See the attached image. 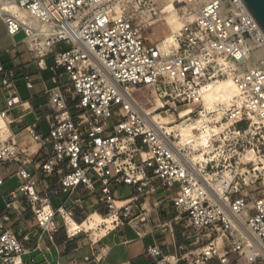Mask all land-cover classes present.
<instances>
[{
    "label": "built area",
    "instance_id": "obj_1",
    "mask_svg": "<svg viewBox=\"0 0 264 264\" xmlns=\"http://www.w3.org/2000/svg\"><path fill=\"white\" fill-rule=\"evenodd\" d=\"M0 1L13 3L34 21L0 14L8 34L23 33L40 64L54 55L69 84L46 91L49 136L35 127L25 130L45 154L44 175H62L60 189L70 198L80 187L96 194L100 184L98 201L108 211L101 216L113 222L111 228L102 224L87 232L72 207L54 209L48 196L38 193L29 170L34 149L21 148L10 132L15 121L8 122L24 104L13 73L0 62L1 89L8 95L0 113V164L19 163L22 180L18 192L6 195L7 210L24 195L42 232H54L60 220L69 238L85 235L98 242L125 225L139 226L144 234L152 218L142 200L164 188L177 192L176 216L153 231L173 232L175 224L185 223L192 233L183 254L150 247L156 264H264V193L249 191L264 185V32L242 0H186L188 8L201 10L177 33L176 46L149 42L131 18L105 10L110 0ZM59 45L67 49L55 52ZM226 80L236 86V98L208 110L204 87ZM27 87H34L30 79ZM147 92L161 104L155 112L172 118L171 127L194 125L191 143L183 144L177 131L154 119L155 112L145 108ZM207 128L211 133L203 143ZM250 151L261 164L246 160ZM195 155L204 160L193 165L189 159ZM4 185L0 174V190ZM121 187L134 188L136 195L118 199ZM26 253L14 232L0 234L1 264H25Z\"/></svg>",
    "mask_w": 264,
    "mask_h": 264
},
{
    "label": "crops",
    "instance_id": "obj_2",
    "mask_svg": "<svg viewBox=\"0 0 264 264\" xmlns=\"http://www.w3.org/2000/svg\"><path fill=\"white\" fill-rule=\"evenodd\" d=\"M5 37L8 41L0 38V62L4 68L13 73L12 83L17 90L23 106L18 107L8 122L14 120L10 125L11 135L15 137L23 150L33 148L34 159L29 166L36 182V190L42 196H48L54 209H58L65 203L72 207L77 222L85 221L90 215L97 213L107 214L105 206L98 201L99 193L91 194L83 187L70 198L69 192L60 189L59 181L62 175L46 177L42 171V162L45 158L36 142L32 139L26 128L35 127L36 131L47 138L50 133V125L47 116L50 114L48 108V96L46 91L55 87L69 86L63 69L56 68L54 55L46 57L40 64L35 61L24 42V37L10 36L4 21ZM65 45H59L55 52L66 50ZM27 79L34 85L32 89L27 87ZM7 93L1 89L0 81V113L7 107ZM48 150L52 148L49 142ZM19 163H1L0 174L5 180V185L0 190V234L11 231L27 249L23 256L25 264H156L155 259L148 255L150 247H159L164 254H183L189 250L187 236L192 230L187 229L185 223L175 224L173 232L169 229L153 231L156 225H165L170 222L176 212L173 209V199L176 191H167L160 188L151 194L145 201L142 200L143 210L151 215L152 222L145 224L144 234L137 231L139 226L125 225L116 230L106 233L98 242H91L85 235L69 238L62 221H58L54 232H42L38 227V221L32 211L31 205L24 195L19 194L10 210L6 208V195L18 192L22 184L18 176ZM126 187L116 189L117 192ZM132 195L121 199L126 200L134 197L136 191L128 187ZM1 264V262H0Z\"/></svg>",
    "mask_w": 264,
    "mask_h": 264
},
{
    "label": "rangeland",
    "instance_id": "obj_3",
    "mask_svg": "<svg viewBox=\"0 0 264 264\" xmlns=\"http://www.w3.org/2000/svg\"><path fill=\"white\" fill-rule=\"evenodd\" d=\"M185 1L186 0H174L175 9L167 12H164V10L168 6L169 0H113L109 2L106 7H110L112 10L109 12L117 16L118 10L115 8L119 6L122 14L131 18L134 23L140 26L143 36L147 38L149 42L160 44L173 35H177L186 21L191 22L197 17L195 10L193 8H188ZM23 37L24 35L21 34L18 36V39ZM0 38L8 41L5 37V27L1 21ZM147 95L148 99L144 101L145 108L152 111L157 107L158 102L154 100L152 93L147 92ZM249 158L261 164V160L255 158V154L252 151L249 152L246 160H249ZM260 168H262V165ZM100 189V184H97L96 190L99 192ZM249 191L251 195L262 196L264 193V185H260L257 192H253L252 190ZM131 195L132 191L128 187L122 188L117 192L118 199H124Z\"/></svg>",
    "mask_w": 264,
    "mask_h": 264
},
{
    "label": "bare ground",
    "instance_id": "obj_4",
    "mask_svg": "<svg viewBox=\"0 0 264 264\" xmlns=\"http://www.w3.org/2000/svg\"><path fill=\"white\" fill-rule=\"evenodd\" d=\"M112 1L113 0H110L109 2H112ZM115 9L118 10L117 14L119 16L123 15L122 12H120L119 6L118 8L116 7ZM174 9H175L174 0H169L168 6L165 8L164 12L172 11ZM193 9L195 10L196 16H197L201 10V7L199 5H196L194 6ZM105 10L109 12L112 9L110 7H106ZM9 13L17 15L19 18H21L26 23L34 24V21L28 18V16L22 10H20L16 5H14L13 3L6 2V1H0V14L4 15V14H9ZM163 44H166L167 46L168 44L170 46H176L177 45L176 35H173L171 38L166 40ZM236 96H237V88L234 85V83L229 80L221 81L218 83H211L207 85L206 87H204L203 89V98H204L205 106L208 110L215 109L217 105H228L236 98ZM160 107H161V104L158 102L157 107L154 108L152 111L149 110L148 112L152 114ZM153 117L157 122L162 124V126L167 128L168 131H171V130L177 131L178 140H180L183 144L191 143L192 139L195 137L194 132H193V129H194L193 124H188V123L176 124L171 127L170 125H172L174 121L172 120L171 117L166 115L164 112H155L153 113ZM0 125H2V121H0ZM206 130L207 131L204 132L202 136L200 137L201 142L203 143L207 141L208 136L211 133V128H207ZM195 141L197 144L200 143L199 140L197 139H195ZM189 160L194 165L204 160V157L196 155L194 157H190ZM112 222H113V218L105 219L100 214L94 213L90 215L89 218L85 220L83 222V225L80 227L85 229L87 232H89V231L97 230L98 227H100L102 224H107L109 228H111ZM76 227H78V224H74L71 227V229L74 230Z\"/></svg>",
    "mask_w": 264,
    "mask_h": 264
},
{
    "label": "water",
    "instance_id": "obj_5",
    "mask_svg": "<svg viewBox=\"0 0 264 264\" xmlns=\"http://www.w3.org/2000/svg\"><path fill=\"white\" fill-rule=\"evenodd\" d=\"M264 32V0H242Z\"/></svg>",
    "mask_w": 264,
    "mask_h": 264
}]
</instances>
